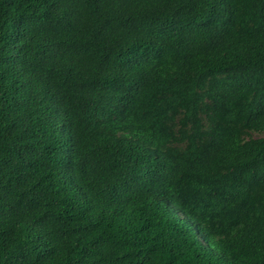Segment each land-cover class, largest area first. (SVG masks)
<instances>
[{
  "label": "trees",
  "instance_id": "1",
  "mask_svg": "<svg viewBox=\"0 0 264 264\" xmlns=\"http://www.w3.org/2000/svg\"><path fill=\"white\" fill-rule=\"evenodd\" d=\"M0 264H264V0H0Z\"/></svg>",
  "mask_w": 264,
  "mask_h": 264
},
{
  "label": "rangeland",
  "instance_id": "2",
  "mask_svg": "<svg viewBox=\"0 0 264 264\" xmlns=\"http://www.w3.org/2000/svg\"><path fill=\"white\" fill-rule=\"evenodd\" d=\"M252 136H253V137H260L261 135L253 134Z\"/></svg>",
  "mask_w": 264,
  "mask_h": 264
}]
</instances>
